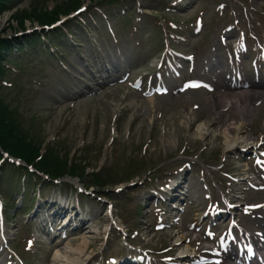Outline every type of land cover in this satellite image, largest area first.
<instances>
[{
	"label": "rangeland",
	"instance_id": "obj_1",
	"mask_svg": "<svg viewBox=\"0 0 264 264\" xmlns=\"http://www.w3.org/2000/svg\"><path fill=\"white\" fill-rule=\"evenodd\" d=\"M67 1L69 0H10L8 6L12 9L0 16L2 21L0 35L12 43H20V47L17 48L18 54L16 55L14 48V51L9 54L7 64L15 69L6 73L2 79L8 84L0 82V96L13 103H8V107L16 111L19 120L24 119L25 122L32 124L30 133L33 137L32 145L38 149L37 155L51 148L50 151H57L61 159L66 157L69 160L62 176H59L61 178L59 184L51 186L45 183L42 187L41 199L30 197L33 202L18 211L15 210L13 199H11L14 196L15 187L17 188V181L14 179L15 171L6 168L1 170L0 195L7 201L6 223L9 233L13 234L11 244L16 245L19 255H25L23 258L26 263L67 264L70 263L72 254L79 260L74 264H98L94 261H97L99 256L105 260L116 254V250L120 251L121 239L115 229H111L107 241L104 239L108 223L105 213L101 212V207L106 209L103 202L107 200L114 204L115 217L118 218L116 223L119 226L122 223L129 234L133 231L138 232L134 235L139 243L144 242L149 248H156L158 243L170 245L173 241L172 231L169 229L155 231L153 225L156 221L148 214V208L137 204L138 199L142 198V192L149 191L150 188L139 189L137 193L131 195L130 193L134 190L129 187V184L135 182V186H138L142 183L138 180L143 178L142 172L145 175L150 172L159 176V180L151 181V187H156L164 176V172L181 166L187 160L184 158L197 162L192 171L184 170L180 175V178L186 180L189 185L185 224L198 220L201 216L200 213L198 214V209L201 206L204 208L205 189L198 186L201 170L204 171V178L210 185L214 178L220 181L221 193L227 191L232 184L235 192L237 190L241 192L236 194L238 202L263 200L264 193L252 191L245 193L244 183L241 185L237 182L232 183L224 179L221 173L225 170L245 173L249 165L240 154H238L240 157L225 155L231 151L221 133L223 129L221 124L226 117V111L220 110V114L215 116V113L206 105L201 104L200 111L192 109L193 102L202 99L211 101L213 96L187 93L178 100L167 97L148 102L123 86L118 87V94H109L111 90H105L99 96L94 95L87 100L81 99L72 108L68 105L70 101L65 103L64 97L65 93L72 92L76 88L72 86L74 79L68 74V70L71 72L83 70L90 64L89 68L96 71L98 64L101 66L102 58L109 62V57L112 59L117 57V46L106 33L104 18L96 11L99 8L107 15L103 17H107L114 25L124 52L125 46L133 45V41L129 43L127 40L132 39L129 29L133 24L132 20L136 17H142L152 24H155L154 20L164 19L175 22L180 21V18L183 20L190 18L189 21H193L195 18L193 11L199 7L205 11L206 26L204 25L203 30L207 33H216L214 38L229 27L233 28L229 34L232 39L241 31L248 32L249 35L262 34L264 0H186L190 2L182 8L181 16L173 15L166 9L167 5L170 6L174 0H75L80 7L87 8L81 15L86 25L81 23L82 27H79L74 22L66 23L72 36L70 39L72 43L66 38L63 40V32L60 29L42 33L41 29H37L41 24L33 21L30 16L24 14L26 11H23L30 10L33 5L41 10L55 11L56 5L67 4ZM137 8H140V12ZM121 9H124L127 14L122 13ZM73 11L57 13L55 20H63ZM19 12L23 13L18 15ZM12 14H16L17 18H13ZM143 14H148V18ZM27 31L31 33L25 34ZM20 33H23V36L15 37ZM41 35L45 37V40L40 37ZM162 36V31L152 29L149 25L143 30L142 36L137 37L141 50L138 55H133L131 61L133 75L149 74L153 71L154 59H157L158 53L164 46L160 42ZM213 40L216 42V39ZM193 42L196 46L202 43L199 42V38L194 39ZM218 47V54L223 55L224 49L220 44ZM210 50L211 41L206 49L207 57L211 54ZM18 68L24 72L21 73ZM85 75L90 77L92 73L86 70ZM263 122L264 106L244 123H237L240 126L243 123V127L241 126L243 129L240 130L241 127L238 125V132L235 129L232 131V135L238 139L237 143L231 146L232 154L239 148L256 143V138L263 134ZM184 148L186 151H183ZM195 155H200V159H196ZM72 157L74 159L71 160ZM83 159L86 161L89 177L97 172L101 174L102 181L104 174H112L114 170L115 173L112 175L119 183L100 188L90 179L80 181L78 178H73L74 173L77 172L74 169L71 170L69 162L73 161L72 166L77 169L76 163L81 164ZM207 162L209 165H215L213 169L206 164ZM221 166L223 167L219 170ZM40 175L47 180L43 173ZM131 176L134 178L125 182ZM178 180L182 181L179 178ZM35 181L38 180L34 179L30 185L32 186ZM79 187H85L90 195L88 197L80 195ZM117 188L128 190L115 193ZM31 189L28 196L31 195ZM92 190L97 193L95 197L92 196L94 193ZM216 192L219 193L218 189ZM77 198L80 202L79 218L89 223L86 231L69 234L67 237L69 239L62 245H55L56 242L52 244L53 240L50 239L47 241L40 239V243L35 241L33 253H25L22 247L25 245V239L31 237L33 227L40 234L44 224L43 217L53 214L60 202L69 209L75 204ZM228 198L235 200L233 196ZM33 205L34 208H32ZM175 237H179V234ZM85 242L87 243L86 257L70 253L71 249ZM177 248L178 252L181 249L184 251L187 245L183 244Z\"/></svg>",
	"mask_w": 264,
	"mask_h": 264
},
{
	"label": "trees",
	"instance_id": "obj_2",
	"mask_svg": "<svg viewBox=\"0 0 264 264\" xmlns=\"http://www.w3.org/2000/svg\"><path fill=\"white\" fill-rule=\"evenodd\" d=\"M10 0H0V14L6 8V3ZM63 3L64 5L55 6V11L52 10H41L36 6H32L30 10L26 11L24 14L30 16L33 21L35 20L40 26L51 25L56 20L57 13H66L69 10H75L80 5L78 1L69 0ZM23 12H19L22 14ZM17 15H13V18H17ZM55 20V21H54ZM54 21V22H53ZM2 47H7V40L3 37L0 38V49ZM1 62V60H0ZM0 68V74H1ZM6 101L0 97V147L8 150L12 155L22 157L26 162H33L37 156V150L32 145V135L30 131L25 130L23 126L19 123L16 111L8 107ZM39 168L48 173L52 177L61 176L65 171L67 165V158L61 159L57 152L47 153L44 158L40 160ZM79 166V165H78ZM74 168V167H73ZM72 168V169H73ZM78 174L84 175V168L79 166L77 168Z\"/></svg>",
	"mask_w": 264,
	"mask_h": 264
},
{
	"label": "bare ground",
	"instance_id": "obj_3",
	"mask_svg": "<svg viewBox=\"0 0 264 264\" xmlns=\"http://www.w3.org/2000/svg\"><path fill=\"white\" fill-rule=\"evenodd\" d=\"M1 26H2V21L0 19V30L2 29ZM106 74L109 73L107 72ZM110 79L113 78H109V80ZM258 82H261L262 84L254 85L252 88L248 90L240 91L242 93L215 95L213 96L211 101H208L209 105L207 106L209 107L210 110L213 111V113H215V116L219 115V110L226 108L228 109L225 114L226 117L224 118L221 124V127L223 128L221 133H222V137L226 139L227 144L230 146V148H232L231 146H233V144L237 141V138L234 137L235 135H232L233 129H235V131L238 132L237 130L239 129L240 125L238 124L239 125L238 126L237 123L238 122L244 123V121L249 119L252 116V114H254L258 109H262L264 105V80ZM115 93L117 94L119 93L118 87L111 90L109 94H115ZM152 100L153 99L149 100L148 102H151ZM259 100L261 101L260 103L261 105L256 106L255 102ZM175 115H177V113H175ZM243 123L241 124L242 127H243ZM242 127L240 128V130L243 129ZM261 213L264 214V212ZM228 218L231 219V217ZM261 221H264V217L263 220ZM242 233L244 234V237L249 241H251L250 238L254 237L253 234L248 233L246 231H242ZM257 234L259 235V237L260 236L264 237V224L261 227H259ZM86 246H87L86 242L84 244H80L75 249H71L70 253L73 254L75 253L76 256L84 255L86 257V253H87L85 251ZM254 247L257 250L260 249L261 251H263L264 248L262 245H255ZM69 262L70 263L67 264H74V263H78L79 260L76 259V257L71 254ZM60 263H62V261H60Z\"/></svg>",
	"mask_w": 264,
	"mask_h": 264
}]
</instances>
